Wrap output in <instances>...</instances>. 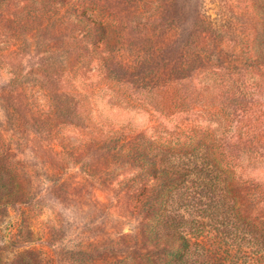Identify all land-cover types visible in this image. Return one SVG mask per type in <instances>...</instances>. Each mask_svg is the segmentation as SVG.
I'll return each mask as SVG.
<instances>
[{"label": "rangeland", "instance_id": "obj_1", "mask_svg": "<svg viewBox=\"0 0 264 264\" xmlns=\"http://www.w3.org/2000/svg\"><path fill=\"white\" fill-rule=\"evenodd\" d=\"M264 0H0V264H264Z\"/></svg>", "mask_w": 264, "mask_h": 264}, {"label": "trees", "instance_id": "obj_2", "mask_svg": "<svg viewBox=\"0 0 264 264\" xmlns=\"http://www.w3.org/2000/svg\"><path fill=\"white\" fill-rule=\"evenodd\" d=\"M261 8L264 9V5H261ZM259 17L264 20V13L262 14V12H260ZM157 222H158L157 223L158 228L156 231H158L160 236L161 235H164V236L171 235L181 245V247L178 250H176L172 253L173 258H172V260H170L169 264H184V260H183L184 259V253L188 249V247L191 243V235H189V232L187 230L182 231V229L170 232V229H168V226H170V225H168V226L164 225L161 222V220H159V218H158Z\"/></svg>", "mask_w": 264, "mask_h": 264}]
</instances>
